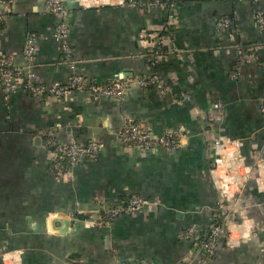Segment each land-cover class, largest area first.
Returning <instances> with one entry per match:
<instances>
[{
    "label": "crops",
    "instance_id": "obj_1",
    "mask_svg": "<svg viewBox=\"0 0 264 264\" xmlns=\"http://www.w3.org/2000/svg\"><path fill=\"white\" fill-rule=\"evenodd\" d=\"M61 1L74 71L61 58L53 36L58 16L46 10L45 0H0V53L44 85L65 83L72 72L96 83L148 72L142 32L163 25L164 7ZM256 8L264 14V0L179 3L178 47L157 70L172 92L190 94L183 104L156 86L130 85L121 98L98 101L85 90L54 99L18 88L6 98L0 86V264H264V183L255 164L264 158V31L254 22ZM223 15L230 16V27L217 29ZM30 34L37 50L27 62L23 46ZM237 47L251 48L255 59L239 62ZM217 100L222 107L213 114ZM128 118L154 135L181 127L187 136L173 151L125 144L117 131ZM49 128L64 142L96 139L101 149L57 178L42 145ZM214 137L233 144L215 151ZM225 191L233 195L240 227L231 246L222 241L208 257L181 233L187 226L207 228ZM130 194L146 205L98 224L102 204ZM63 218L69 220L65 231Z\"/></svg>",
    "mask_w": 264,
    "mask_h": 264
},
{
    "label": "built area",
    "instance_id": "obj_2",
    "mask_svg": "<svg viewBox=\"0 0 264 264\" xmlns=\"http://www.w3.org/2000/svg\"><path fill=\"white\" fill-rule=\"evenodd\" d=\"M257 2L258 0H251ZM125 3L135 8H150L162 6L166 9L167 15L163 25L158 29L142 32L147 45L145 54L146 68L148 70L142 76L137 78L115 79L107 83H96L88 81L83 75L72 72L65 83L44 85L34 82L31 73L15 66L12 59L0 53V86L6 98L18 88H22L26 92L35 95L47 94L54 99L64 97L71 90L87 91L92 101H98L104 97L121 98L126 92L128 86L137 85L141 88L156 86L161 95H174L177 103H186L190 101V94L185 91L172 92L168 87L166 80L156 69V64L166 59L168 51L174 47L172 35L178 26V0H125ZM45 8L47 11L58 16V21L53 27V36L59 44L62 53V60L69 65L72 71L75 69L76 61L72 58V48L68 40L69 26L65 19L66 8L61 0H45ZM253 18L259 30L264 31V14L261 10L253 11ZM1 22V16H0ZM231 18L223 15L217 18V29L229 28ZM163 30V33L159 31ZM37 50L36 38L30 34L26 37L23 54L27 62L33 61ZM236 58L239 62L251 61L255 59L251 48L236 49ZM238 68L232 71L231 76L238 74ZM222 102L217 100L213 102L211 109L213 114L216 110L221 109ZM207 136L210 135L206 133ZM42 145L50 152L49 169L51 173L57 177H65L66 174L75 167L81 160L85 158H96L101 143L92 139L87 143H79L76 140L64 142L59 139L56 130L49 128L42 134ZM117 136L121 142L125 144H133L142 149L162 148L164 150L173 151L180 146V140L187 136V131L181 127L165 132L160 135L152 134L146 126L137 120L128 118L122 127L117 131ZM214 150L225 149L233 144V141L224 137H214L212 140ZM219 165V160L215 161ZM256 167L262 170V175L258 176V181L264 183V158L255 159ZM239 193L240 191L237 190ZM233 195H229L226 191L223 196L217 200L212 213L210 223L207 228L196 230L194 226H187L181 233L182 239H193L195 249H201L206 256H212L220 242H224L228 246L233 244V234L239 230L240 223L234 219L232 199ZM147 200L138 194H130L124 200H120L114 204H102L98 210L96 221L99 225L110 222L118 215L139 210L146 205ZM127 264H144L143 262H131Z\"/></svg>",
    "mask_w": 264,
    "mask_h": 264
},
{
    "label": "trees",
    "instance_id": "obj_3",
    "mask_svg": "<svg viewBox=\"0 0 264 264\" xmlns=\"http://www.w3.org/2000/svg\"><path fill=\"white\" fill-rule=\"evenodd\" d=\"M143 1H146V0H143ZM182 1L183 0H178V3H181ZM1 28H2V21L0 22V30H1ZM159 32L163 33L164 31L160 30ZM172 41L174 42V46L178 47V45L175 43L176 42V36L174 34L172 35ZM162 64H163V61L156 64V69H159Z\"/></svg>",
    "mask_w": 264,
    "mask_h": 264
},
{
    "label": "water",
    "instance_id": "obj_4",
    "mask_svg": "<svg viewBox=\"0 0 264 264\" xmlns=\"http://www.w3.org/2000/svg\"><path fill=\"white\" fill-rule=\"evenodd\" d=\"M59 216H62L61 214H59ZM80 218H83V215H79ZM60 223L63 224V226L61 227V231H65L66 228L68 227L69 225V220H67V218H63L59 221Z\"/></svg>",
    "mask_w": 264,
    "mask_h": 264
},
{
    "label": "bare ground",
    "instance_id": "obj_5",
    "mask_svg": "<svg viewBox=\"0 0 264 264\" xmlns=\"http://www.w3.org/2000/svg\"><path fill=\"white\" fill-rule=\"evenodd\" d=\"M219 164H220V161H219Z\"/></svg>",
    "mask_w": 264,
    "mask_h": 264
}]
</instances>
